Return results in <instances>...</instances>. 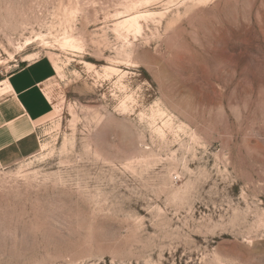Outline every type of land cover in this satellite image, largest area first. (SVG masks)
I'll return each mask as SVG.
<instances>
[{"label": "rangeland", "instance_id": "1", "mask_svg": "<svg viewBox=\"0 0 264 264\" xmlns=\"http://www.w3.org/2000/svg\"><path fill=\"white\" fill-rule=\"evenodd\" d=\"M41 56L0 264H264V0H0V81Z\"/></svg>", "mask_w": 264, "mask_h": 264}, {"label": "crops", "instance_id": "2", "mask_svg": "<svg viewBox=\"0 0 264 264\" xmlns=\"http://www.w3.org/2000/svg\"><path fill=\"white\" fill-rule=\"evenodd\" d=\"M55 73L51 59L41 56L0 81L9 86V92L0 99V166L13 165L37 153V121L53 109L44 87Z\"/></svg>", "mask_w": 264, "mask_h": 264}, {"label": "bare ground", "instance_id": "3", "mask_svg": "<svg viewBox=\"0 0 264 264\" xmlns=\"http://www.w3.org/2000/svg\"><path fill=\"white\" fill-rule=\"evenodd\" d=\"M119 24H124L126 25V27H129V25L132 26L133 23V19H131V17H128V18H125L124 20H122L121 22H118L116 25L119 26ZM65 42H69V40H65ZM74 44V43H72ZM114 70V69H112ZM9 92V86L7 85V82H0V99L2 97H4L7 93ZM158 114H160V112L158 111L157 113H155L153 115V117L157 116ZM44 148V146L41 147V150ZM40 152V151H39ZM38 153H36L35 155H32L31 157L27 158V159H31L33 158L34 156H36ZM41 154V153H40ZM39 154V155H40ZM27 159H23L22 161L24 160H27ZM19 163V162H18Z\"/></svg>", "mask_w": 264, "mask_h": 264}]
</instances>
